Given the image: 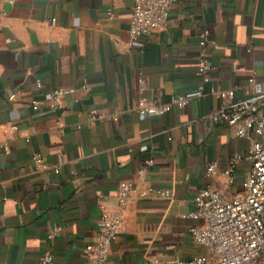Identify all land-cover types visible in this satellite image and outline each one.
Returning a JSON list of instances; mask_svg holds the SVG:
<instances>
[{
  "label": "crops",
  "instance_id": "crops-1",
  "mask_svg": "<svg viewBox=\"0 0 264 264\" xmlns=\"http://www.w3.org/2000/svg\"><path fill=\"white\" fill-rule=\"evenodd\" d=\"M133 3L0 0V264H39L47 251L55 264H86L84 246L95 238L102 211L117 208L124 178L171 188L173 197L130 201L109 264L190 258L206 250L189 237L194 220L184 216L198 190H242L254 139L211 119L220 105L211 89L238 86L241 98L250 75L264 77V0H179L164 28L130 44ZM204 28L214 40L206 94L140 119L135 106L142 96L167 102L200 85ZM83 83L88 90L47 105L53 88ZM93 110L106 118L91 123ZM115 114L118 121L109 118ZM35 153L49 168L35 165ZM234 156L237 178L228 184L222 171ZM214 160L218 172L208 176ZM55 225L62 228L49 239Z\"/></svg>",
  "mask_w": 264,
  "mask_h": 264
},
{
  "label": "built area",
  "instance_id": "built-area-1",
  "mask_svg": "<svg viewBox=\"0 0 264 264\" xmlns=\"http://www.w3.org/2000/svg\"><path fill=\"white\" fill-rule=\"evenodd\" d=\"M14 3L15 0H8ZM179 0H134L130 19V44L141 36L167 25L170 12ZM52 22H56L53 18ZM200 51L196 73L201 77V83L191 93L178 92L167 102H159L151 96H142L135 110L140 119L150 114H164L175 107L182 108L192 99H201L206 93L204 84L209 80V73L214 68L209 57V47L214 43L208 28L198 34ZM37 86L41 82L37 81ZM214 87L211 93L220 100V105L214 109L210 117L213 121L225 122L235 128L239 137L251 136L254 140L247 158L251 166L242 177V190L233 196L224 194L218 187L209 184L198 190L193 198V208L184 216L194 221L189 225V237L205 247V252L190 258L158 257L148 264H264V77L256 73L250 75L244 84L245 96L238 98L236 90ZM89 89L87 83L64 87L57 86L50 92L48 106L56 108L66 94ZM16 91L9 94L14 99ZM33 109H39L40 100L31 102ZM89 121L95 123L103 120L106 115L93 110ZM109 118L118 121L117 114ZM81 127V126H79ZM16 128V125H12ZM8 149V147H7ZM240 156L231 158L223 169L228 184L236 182L235 169ZM33 161L38 168H49L41 153L33 155ZM153 160H147L148 166ZM219 169L217 160L209 162L206 174L214 176ZM59 172L60 167L56 166ZM171 188L140 185L133 179H121L119 182L118 206L114 210L104 209L101 214V225L95 238L84 246L83 252L86 264H109L112 243L126 228V208L131 200L146 198L171 199ZM55 225L47 234L53 239L61 229ZM39 264H55V258L50 251L45 252Z\"/></svg>",
  "mask_w": 264,
  "mask_h": 264
}]
</instances>
